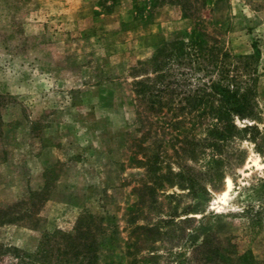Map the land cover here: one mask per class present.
I'll use <instances>...</instances> for the list:
<instances>
[{
  "label": "rangeland",
  "instance_id": "obj_1",
  "mask_svg": "<svg viewBox=\"0 0 264 264\" xmlns=\"http://www.w3.org/2000/svg\"><path fill=\"white\" fill-rule=\"evenodd\" d=\"M149 2L0 0V208L20 201L35 206L0 225V264L13 251L34 252L44 234L55 232L93 242L98 264H212L193 249L209 235L222 264H264V0H198L187 18L183 1ZM196 20L218 32L233 55H250L257 45L261 121L236 123L240 129L255 123L259 134L255 142L231 145L245 150L244 162L208 196L194 199L166 182L145 195L141 186L154 187L153 176L129 159L127 138L141 134L129 72L151 56L156 41L185 34ZM165 132L144 146L172 154L177 131ZM196 133L202 136L204 127ZM208 154L186 163L203 169ZM161 167L160 175L177 172L169 161ZM139 196L144 212L132 224L129 208ZM172 213L180 216L176 228L163 224ZM184 218L192 219L179 224ZM136 226L170 234L137 244ZM79 227L88 233H75Z\"/></svg>",
  "mask_w": 264,
  "mask_h": 264
},
{
  "label": "trees",
  "instance_id": "obj_2",
  "mask_svg": "<svg viewBox=\"0 0 264 264\" xmlns=\"http://www.w3.org/2000/svg\"><path fill=\"white\" fill-rule=\"evenodd\" d=\"M179 1H183L179 2L183 18L190 17L198 0ZM252 49L253 53L247 56L231 54L224 48L218 32H209L202 22L196 20L185 34L156 41L151 56L138 61L130 69L132 108L141 134L138 138H127L131 148L129 159L131 163L143 165L153 176L151 185L154 187L147 184L141 186L145 195L153 196L156 188L166 182L168 186L187 190L194 199L208 196L219 189L226 175L242 166L245 150L233 149L231 145L236 140L255 142L259 134L256 124L261 121L255 101L260 51L255 43ZM245 120L256 124L240 129L236 122ZM202 127L204 134L201 136L196 131ZM165 130L177 131L175 136L169 134L172 154L149 151L144 143L152 135L163 136ZM248 132L251 136L245 138L243 134ZM207 151L209 159L203 169L187 165L188 160L198 163ZM138 155L141 160H138ZM165 161L171 162L177 172L170 168L160 175ZM135 190L138 192L141 188ZM144 203L145 198L139 196L129 208L132 224L143 215ZM24 204L25 201H20L0 208V225L32 214L34 204L29 207ZM187 211L184 210V214H189ZM176 217L180 216L172 213L163 224L176 228ZM190 219H181L179 224H186ZM88 231L85 229L82 232L79 227L75 233L82 235ZM57 234L61 233L44 234L32 253L13 251L7 264H98V250L93 249V242L81 243L78 235L67 234L53 240ZM133 234L136 243L143 244L149 238L157 241V236L170 233L168 230L161 233L155 226H136ZM175 237L181 239L183 236ZM212 238V235L206 236L200 244L194 243L193 249L203 250L208 262L222 264L219 259L221 249Z\"/></svg>",
  "mask_w": 264,
  "mask_h": 264
},
{
  "label": "bare ground",
  "instance_id": "obj_3",
  "mask_svg": "<svg viewBox=\"0 0 264 264\" xmlns=\"http://www.w3.org/2000/svg\"><path fill=\"white\" fill-rule=\"evenodd\" d=\"M252 161V160H251ZM227 183L229 184V180H227ZM224 196L226 195V192L223 194Z\"/></svg>",
  "mask_w": 264,
  "mask_h": 264
}]
</instances>
